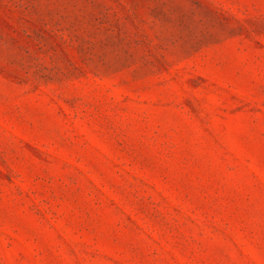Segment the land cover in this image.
Returning a JSON list of instances; mask_svg holds the SVG:
<instances>
[{
	"label": "rangeland",
	"instance_id": "1",
	"mask_svg": "<svg viewBox=\"0 0 264 264\" xmlns=\"http://www.w3.org/2000/svg\"><path fill=\"white\" fill-rule=\"evenodd\" d=\"M0 264H264V0H0Z\"/></svg>",
	"mask_w": 264,
	"mask_h": 264
}]
</instances>
